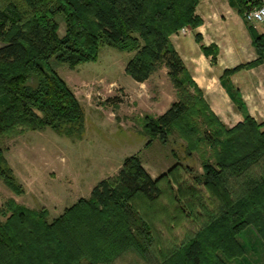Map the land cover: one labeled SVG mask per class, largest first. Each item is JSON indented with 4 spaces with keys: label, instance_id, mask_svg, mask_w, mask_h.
Segmentation results:
<instances>
[{
    "label": "trees",
    "instance_id": "1",
    "mask_svg": "<svg viewBox=\"0 0 264 264\" xmlns=\"http://www.w3.org/2000/svg\"><path fill=\"white\" fill-rule=\"evenodd\" d=\"M199 1L0 0V139L47 127L81 136L83 108L52 63L74 69L96 61L100 49L109 45L134 53L125 66L134 81H147L164 65L176 90L177 100L164 113L145 117L146 146L157 137L166 141L176 127L187 141V154L201 152L203 158L202 173L187 184L179 179L180 164L156 179L138 156L127 157L115 176L101 180L88 199L52 221L46 209L31 210L10 199V215L4 221L7 208L0 209V264H114L130 256L142 264H224L217 254L219 245L232 242L252 213L258 212L264 235V124L246 115L241 124L226 128L170 42L172 34L200 24L195 13ZM235 2L243 15L262 4ZM58 16L65 23L62 37ZM254 44L263 58L264 35L255 36ZM203 51L216 60L215 50ZM188 87L197 94L196 103ZM191 118L209 129L200 130ZM207 148L214 151V163L202 150ZM170 177L178 191L186 190L189 196L188 216L196 214L197 207L205 208L199 184L218 199V208L213 213L205 208L207 219L196 232H189L180 246L161 251L155 250V226L139 206L159 198L160 180ZM0 178L21 193L1 149Z\"/></svg>",
    "mask_w": 264,
    "mask_h": 264
},
{
    "label": "rangeland",
    "instance_id": "2",
    "mask_svg": "<svg viewBox=\"0 0 264 264\" xmlns=\"http://www.w3.org/2000/svg\"><path fill=\"white\" fill-rule=\"evenodd\" d=\"M56 19L58 34L62 37L64 20L61 16ZM133 56V52L104 45L96 61L74 69L63 63H52L81 103L83 133L81 136L67 135L64 130L60 133L47 127L0 139L5 163L21 188V193H16L0 178V209L7 208V216H2V221L10 215L7 206L10 199L31 210L46 209L47 219L52 221L77 201L88 199L94 186L115 176L123 161L134 155L156 179L167 175L177 164L182 167L179 179L187 184H193V178L202 173L201 152L188 155L187 141L176 127L167 134L166 141L157 137L146 146L149 137L143 131L145 117L161 115L177 96L164 65L148 79L152 80L149 84L137 87L125 73L126 63ZM188 92L196 103L197 94L189 87ZM189 121L197 122L200 130L209 129L200 119ZM202 150L207 151L206 157L214 163V151ZM168 180H160L163 191L159 198L150 206L145 201L139 206L140 212L155 226V250L161 251L180 246L189 232H196L207 219L205 208L212 213L218 208V199L199 184L197 189L205 208L197 207L198 212L188 216L186 190L179 192L173 178ZM246 220L247 225L233 241L224 242L225 250L219 245L217 254L224 264H264V235L258 212ZM131 260L130 264H142L135 256L122 258L114 264H127Z\"/></svg>",
    "mask_w": 264,
    "mask_h": 264
},
{
    "label": "crops",
    "instance_id": "3",
    "mask_svg": "<svg viewBox=\"0 0 264 264\" xmlns=\"http://www.w3.org/2000/svg\"><path fill=\"white\" fill-rule=\"evenodd\" d=\"M195 13L200 24L172 34L170 42L211 111L228 129L246 115L264 124V57L254 44L264 25L248 23L235 0H200ZM203 47L216 51L215 61ZM151 81L135 83L143 87Z\"/></svg>",
    "mask_w": 264,
    "mask_h": 264
},
{
    "label": "built area",
    "instance_id": "4",
    "mask_svg": "<svg viewBox=\"0 0 264 264\" xmlns=\"http://www.w3.org/2000/svg\"><path fill=\"white\" fill-rule=\"evenodd\" d=\"M244 18L250 24L264 25V3L247 11Z\"/></svg>",
    "mask_w": 264,
    "mask_h": 264
}]
</instances>
